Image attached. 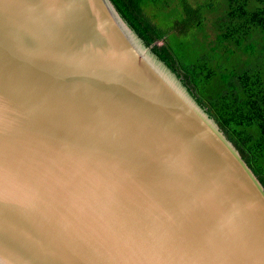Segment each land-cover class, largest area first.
<instances>
[{
    "label": "water",
    "instance_id": "water-1",
    "mask_svg": "<svg viewBox=\"0 0 264 264\" xmlns=\"http://www.w3.org/2000/svg\"><path fill=\"white\" fill-rule=\"evenodd\" d=\"M0 264H264V186L111 0H0Z\"/></svg>",
    "mask_w": 264,
    "mask_h": 264
},
{
    "label": "trees",
    "instance_id": "trees-1",
    "mask_svg": "<svg viewBox=\"0 0 264 264\" xmlns=\"http://www.w3.org/2000/svg\"><path fill=\"white\" fill-rule=\"evenodd\" d=\"M166 1L111 0L121 18L147 46H153L198 103L204 108L209 103L214 113L211 108L207 112L264 186V0H222L220 16L214 21L218 34L213 44L206 41L205 21L214 5L220 4L218 0L202 6L178 0L173 6L177 21L162 28L144 12L142 4L168 7ZM172 33L196 38L198 53L180 58L174 45H156Z\"/></svg>",
    "mask_w": 264,
    "mask_h": 264
},
{
    "label": "rangeland",
    "instance_id": "rangeland-1",
    "mask_svg": "<svg viewBox=\"0 0 264 264\" xmlns=\"http://www.w3.org/2000/svg\"><path fill=\"white\" fill-rule=\"evenodd\" d=\"M166 1V0H165ZM178 0H169L166 1L168 7H166L163 3H160L158 6L155 5H150L146 2H143L142 4V9L144 10V12L146 14L149 15V17L152 18L153 22L159 26V27H164L167 28L169 26H171L175 21H177L178 17H173V6L178 5L177 4ZM193 6H202V5H206L209 4L211 2V0H188ZM219 3L222 0H218ZM170 4V5H169ZM217 4V3H216ZM216 6L212 11H210L209 13H207V18L205 21V25H206V31L205 33L208 35V38L206 39V41H209V43L213 44L214 40H216V34H218V31L216 29V26H214V21L216 20V17L220 16V7H223V4L220 3L218 5H214ZM177 7V12H180V8L178 6ZM173 34V33H172ZM197 39H199V36L194 32ZM191 36V35H190ZM188 37L187 34H183V35H169L168 37L164 38L162 41L157 42L156 45L158 47L160 46H170V48H172L171 46L174 45V49L177 50V52L180 53V58L184 55H190V53H192L191 57H194L199 49H198V45H200V43H198V40L196 38L190 39L191 37ZM172 44V45H171ZM206 109L207 108H211L209 106L208 102H205ZM212 109V108H211ZM210 109V113L213 115V109ZM210 114V115H211Z\"/></svg>",
    "mask_w": 264,
    "mask_h": 264
}]
</instances>
